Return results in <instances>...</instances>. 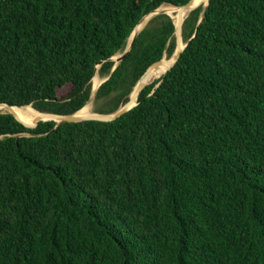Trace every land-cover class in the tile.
Instances as JSON below:
<instances>
[{"label": "trees", "instance_id": "obj_1", "mask_svg": "<svg viewBox=\"0 0 264 264\" xmlns=\"http://www.w3.org/2000/svg\"><path fill=\"white\" fill-rule=\"evenodd\" d=\"M189 1L0 0V103L73 114L97 72L93 112H115L172 56L173 20L111 58ZM202 7L114 121L0 113V264H264V0Z\"/></svg>", "mask_w": 264, "mask_h": 264}, {"label": "water", "instance_id": "obj_2", "mask_svg": "<svg viewBox=\"0 0 264 264\" xmlns=\"http://www.w3.org/2000/svg\"><path fill=\"white\" fill-rule=\"evenodd\" d=\"M206 1L207 2L205 4V6L202 7V9H204L207 6L208 0H206ZM193 2H194V0H190L185 5H182L180 7H175V8L179 9V20H178V22L176 24L173 21L174 26H175V32H174V35H175V49H174V52H173L172 56L169 59H167V61L169 62L168 63L169 65L166 67L163 75L166 74L175 65V63L178 61L182 51L184 50V48H185V46L187 44V43H184L183 40H182V24H183L185 18L188 16V14L199 6V5H194ZM159 8L156 9L155 11H153L152 13L144 16L140 20V22L138 24H140L143 20H145L146 21L145 24H144V26H145L147 24V22L154 15H156L158 13H165L164 11L160 10ZM183 11H188V14H187V16H185L182 19L181 16H182V12ZM167 15H169V14H167ZM170 18L172 19L171 16H170ZM138 24L136 25V27L138 26ZM136 27L134 28V30L132 31V33L130 34V36L128 38V39H130L129 42L127 40V45H126V48H125L124 52L120 56L115 58V60L113 59L114 56L111 58V60L115 61V65L112 68V70L123 59V57L128 53V51L130 50L131 45H132L135 37L144 28L143 27L140 30H136ZM165 61H166L165 58H162L158 62H156V63L152 64L151 66H149L145 70L143 75L139 78V80L137 81V83L134 86V88L132 89V92L130 93V95L128 97V101L123 106L119 107L115 112L110 113V114H98V113H93L92 112L90 115L82 117V116H78L77 115L78 111L73 113V114H68V115H60V114H53V113H41V112H38V116L35 119H33L30 123H27V122H23L13 112V108H15V106H10V105H8L6 103H0V107L6 108L7 111H5V112L11 114L16 120H18L20 123H22L27 128H35L38 125L39 122H46V121L55 122L56 126L58 124H60V123H77V122H83V121L111 122V121H114L115 119L119 118L121 115H123L124 113L128 112L129 110H131L133 107H135L137 105V99H138V96H139L140 92L144 89V87H146L148 84H150L151 82H153L155 80V79L153 81L150 80L151 74L154 73L160 66H162ZM107 79H108V77L104 78V80L101 83H103ZM100 84H99V86H100ZM98 87H97V89H98ZM97 89L94 92L91 91L90 98H89L88 102L93 101ZM5 112H0V113H5Z\"/></svg>", "mask_w": 264, "mask_h": 264}, {"label": "bare ground", "instance_id": "obj_3", "mask_svg": "<svg viewBox=\"0 0 264 264\" xmlns=\"http://www.w3.org/2000/svg\"><path fill=\"white\" fill-rule=\"evenodd\" d=\"M206 0H194L193 4L194 5H202L205 6L206 4ZM167 14H169L174 23L176 24L179 20V9L178 8H167L166 9ZM188 11H183L182 12V19L187 16ZM145 20H143L140 24H138V26L136 27L137 30L142 29V27L145 24ZM169 62H167V64L165 66H161L159 67L154 73L151 74V78L150 80H154L159 78L161 75H163L166 67L169 65ZM101 83V79L99 78V76L97 74H95L92 78V92H94L97 87L99 86V84ZM3 107H0V109H2ZM6 110V108H5ZM7 111V110H6ZM13 112L19 117L21 118L23 121L30 123L33 120V116L35 115V112L30 108V107H15L13 108ZM92 113V101L88 102L80 111L77 112L78 116H88ZM94 113V112H93ZM35 119V118H34Z\"/></svg>", "mask_w": 264, "mask_h": 264}, {"label": "rangeland", "instance_id": "obj_4", "mask_svg": "<svg viewBox=\"0 0 264 264\" xmlns=\"http://www.w3.org/2000/svg\"><path fill=\"white\" fill-rule=\"evenodd\" d=\"M171 7H173V8H175L174 6H170V5H162V6H160V10H162V11H164L165 12V14L167 13L166 12V9L167 8H171ZM144 27V26H143ZM142 27V28H143ZM137 30V29H136ZM129 40L130 39H128V42H129ZM122 53L121 52H118V53H116L115 55H114V57H113V59L115 60V58H117L118 56H120ZM165 59H167L166 57H164ZM95 74H97L98 75V73L96 72ZM99 76V75H98ZM99 78L101 79V82L104 80V78H102V77H100L99 76ZM151 81H153V80H151ZM67 90V87L66 88H64V89H62V90H59V96L60 95H62V94H64L65 93V91ZM93 102H94V99H93V101H92V112H93V106H94V104H93ZM33 110V109H32ZM3 111H6L5 110V108H2V109H0V112H3ZM34 111V110H33ZM35 112V115L33 116L34 118H36L37 116H38V112H36V111H34ZM95 113V112H94ZM33 118V119H34Z\"/></svg>", "mask_w": 264, "mask_h": 264}]
</instances>
